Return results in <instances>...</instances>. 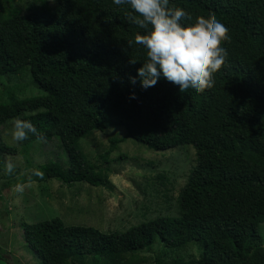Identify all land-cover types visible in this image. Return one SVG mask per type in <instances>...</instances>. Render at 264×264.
Listing matches in <instances>:
<instances>
[{"label": "trees", "instance_id": "16d2710c", "mask_svg": "<svg viewBox=\"0 0 264 264\" xmlns=\"http://www.w3.org/2000/svg\"><path fill=\"white\" fill-rule=\"evenodd\" d=\"M12 3L0 0V77L29 69L45 94L4 96L11 100L0 102V127L30 120L40 135L22 143L58 138L70 166L49 162L36 168L42 178L31 171L20 181L12 173L0 190L48 179L109 184L110 170L88 161L80 143L114 126L151 151L190 145L197 155L176 215L111 233L60 218L24 223L25 241L43 263L148 264L140 254L158 244L154 264H264V0H169L193 23L203 16L228 28L225 64L201 93L181 92L163 77L146 90L129 82L146 59L142 46L128 44L142 30L111 0H55L52 7L42 0L27 14ZM122 141L112 140L111 149ZM17 153L0 129V155ZM167 174L158 179L168 182ZM6 260L0 251V264Z\"/></svg>", "mask_w": 264, "mask_h": 264}, {"label": "rangeland", "instance_id": "374dc122", "mask_svg": "<svg viewBox=\"0 0 264 264\" xmlns=\"http://www.w3.org/2000/svg\"><path fill=\"white\" fill-rule=\"evenodd\" d=\"M46 2L52 7L55 0ZM41 5L42 0H13L10 4L23 14ZM44 94L32 81L29 69L19 75L0 77V102H10L11 99L4 96L23 99ZM11 124L12 121L0 129L5 142L17 147L18 153L0 155V188L10 175L4 172V164L9 160L15 165L13 173H17L18 181L49 162L70 166L69 155L60 139L39 140L27 148L22 142L11 140ZM115 139L123 141L111 149V141ZM80 147L88 161L110 170L109 184L67 185L57 179H48L24 183L19 193L15 183L0 190V251L7 258L3 264H44L25 241L24 223L60 218L66 225L92 226L111 233L123 232L157 217L176 215L179 192L197 165L193 146L154 152L127 138L124 127L93 131L82 139ZM105 155L108 163L102 158ZM123 155L126 158H121ZM163 172H168V182L158 179V174ZM261 231L264 236V223ZM158 246L140 254L148 264H154L155 255L161 251ZM188 250L196 252L194 246Z\"/></svg>", "mask_w": 264, "mask_h": 264}, {"label": "clouds", "instance_id": "9594fccd", "mask_svg": "<svg viewBox=\"0 0 264 264\" xmlns=\"http://www.w3.org/2000/svg\"><path fill=\"white\" fill-rule=\"evenodd\" d=\"M112 4L126 8L125 19L135 25L138 31L129 41L146 50V59L140 62L135 76H129L132 85L139 82L142 89L154 87L163 77L178 86L181 92L191 90L201 93L214 85V74L225 64L227 50L222 46L228 37V28L215 18L195 17L181 7H170L169 0H111ZM182 21L186 23H182ZM135 99V93H130ZM29 134L39 136L30 120L16 118L12 121L10 136L19 143ZM12 161L4 164L5 174H12ZM31 175L43 177V172L33 169ZM30 179V177H29ZM16 191H23V184L15 185Z\"/></svg>", "mask_w": 264, "mask_h": 264}]
</instances>
